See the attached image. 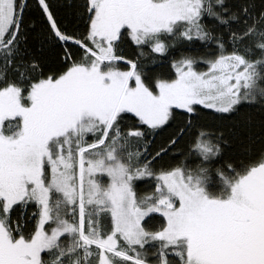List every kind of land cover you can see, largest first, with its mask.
<instances>
[{
  "label": "snow or ice",
  "instance_id": "6c2138e0",
  "mask_svg": "<svg viewBox=\"0 0 264 264\" xmlns=\"http://www.w3.org/2000/svg\"><path fill=\"white\" fill-rule=\"evenodd\" d=\"M0 264H264V0H0Z\"/></svg>",
  "mask_w": 264,
  "mask_h": 264
}]
</instances>
